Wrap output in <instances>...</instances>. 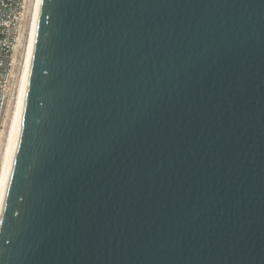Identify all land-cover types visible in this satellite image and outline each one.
<instances>
[{"label":"water","instance_id":"water-1","mask_svg":"<svg viewBox=\"0 0 264 264\" xmlns=\"http://www.w3.org/2000/svg\"><path fill=\"white\" fill-rule=\"evenodd\" d=\"M0 264H264V0H37Z\"/></svg>","mask_w":264,"mask_h":264},{"label":"built area","instance_id":"built-area-1","mask_svg":"<svg viewBox=\"0 0 264 264\" xmlns=\"http://www.w3.org/2000/svg\"><path fill=\"white\" fill-rule=\"evenodd\" d=\"M34 0H0V147L24 66L26 22Z\"/></svg>","mask_w":264,"mask_h":264},{"label":"bare ground","instance_id":"bare-ground-1","mask_svg":"<svg viewBox=\"0 0 264 264\" xmlns=\"http://www.w3.org/2000/svg\"><path fill=\"white\" fill-rule=\"evenodd\" d=\"M36 3H37V0H34L30 23H29L27 44L25 46L23 72L21 74L20 86H19V90L17 93L18 95L14 103L15 105L12 111L11 119L8 125L6 137H5L6 142H5V147H4V152H3L2 162H1V173H0V215L2 212V206H3L4 196H5V190H6L7 180H8V174H9V169H10V164H11V158H12V153H13V148H14L18 121L20 119L22 108H23Z\"/></svg>","mask_w":264,"mask_h":264},{"label":"rangeland","instance_id":"rangeland-1","mask_svg":"<svg viewBox=\"0 0 264 264\" xmlns=\"http://www.w3.org/2000/svg\"><path fill=\"white\" fill-rule=\"evenodd\" d=\"M32 6H30V9H29V13L27 15V22H26V33H25V36H26V39H27V36H28V30H29V23H30V18H31V13H32ZM14 104V103H13ZM14 108V107H13ZM12 108V110H13ZM11 116V115H10ZM8 130V128H7ZM7 133V131H6ZM6 137V135H5ZM5 142H6V139L4 138L3 139V142L1 144V147H0V173H1V162H2V157H3V152H4V147H5Z\"/></svg>","mask_w":264,"mask_h":264}]
</instances>
